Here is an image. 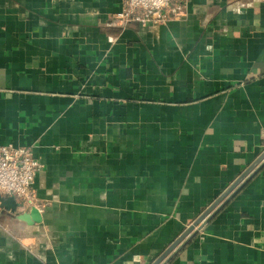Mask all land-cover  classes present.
Listing matches in <instances>:
<instances>
[{
	"label": "crops",
	"instance_id": "crops-1",
	"mask_svg": "<svg viewBox=\"0 0 264 264\" xmlns=\"http://www.w3.org/2000/svg\"><path fill=\"white\" fill-rule=\"evenodd\" d=\"M121 9L0 0V145L42 218L0 196V264H152L264 152V0ZM166 264H264V165Z\"/></svg>",
	"mask_w": 264,
	"mask_h": 264
},
{
	"label": "built area",
	"instance_id": "built-area-1",
	"mask_svg": "<svg viewBox=\"0 0 264 264\" xmlns=\"http://www.w3.org/2000/svg\"><path fill=\"white\" fill-rule=\"evenodd\" d=\"M121 12L118 20L124 25H138L142 28L157 27L166 24L174 2L186 0H120ZM41 165L34 158L32 150L13 145H0V196L15 198L22 212L37 208L33 181Z\"/></svg>",
	"mask_w": 264,
	"mask_h": 264
},
{
	"label": "water",
	"instance_id": "water-1",
	"mask_svg": "<svg viewBox=\"0 0 264 264\" xmlns=\"http://www.w3.org/2000/svg\"><path fill=\"white\" fill-rule=\"evenodd\" d=\"M264 165V152L261 156L235 180L223 194H221L188 228L152 263L166 264L200 229L207 223L233 196L252 178ZM1 200V198H0ZM37 208H30L28 212L16 217L28 226L40 224L41 215Z\"/></svg>",
	"mask_w": 264,
	"mask_h": 264
}]
</instances>
